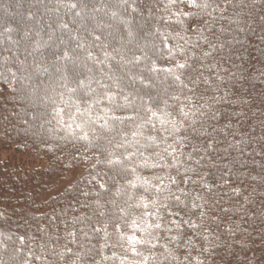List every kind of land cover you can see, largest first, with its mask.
<instances>
[{"label": "trees", "instance_id": "trees-1", "mask_svg": "<svg viewBox=\"0 0 264 264\" xmlns=\"http://www.w3.org/2000/svg\"><path fill=\"white\" fill-rule=\"evenodd\" d=\"M75 1L78 0H55L42 11L72 9ZM83 1V7L95 4L97 8H109L114 4V1ZM137 1L131 3L137 4ZM145 1L148 4L141 10L145 15H137L145 16L149 25L137 35L154 45L144 50V59L139 64L151 66L154 63L159 69L169 64L164 69H175L177 63H187L191 68L184 71L181 80L188 87L182 89L170 72L150 70L149 76H136L149 84L154 78L160 85L168 82L163 95L158 92L145 95L125 80L117 83V89H112L104 76L113 66L109 62L99 63L90 74L106 87L99 85L94 89L92 83L90 88H76L79 79L72 75L62 88L61 96L38 114L44 123L39 136L34 132L23 135L19 129L7 137L0 132V150L13 153L4 158L0 156V264H71L72 261L95 264L101 257L100 242L105 229L114 250L107 264L137 262L142 257L133 255L127 237L144 240L150 237L146 232L134 231L132 220L138 223L146 220L153 225L148 231L156 237L162 228L156 229L143 215V207H135L141 196L145 197V202L155 198L139 187L142 181L136 177L150 178L155 184L156 175H171L182 185L177 171L184 173L185 169H195L187 176L191 178L192 188L202 193V201L184 196L179 201L169 200L168 208L177 213L179 222L190 219L199 223L203 219L204 226L195 230L201 237L194 235L200 243L202 236H209L202 264H259L260 254L256 252V255L251 248L254 250L259 239L264 241V0H198L206 2L207 9L190 7L187 0L175 5H170L169 0ZM11 3L14 6L12 0ZM217 4L226 9L223 14L216 9ZM26 10L0 26V35L16 31L17 37L20 36L31 18L30 12L40 10V6ZM180 12L189 15L178 16ZM135 15L125 13L119 18L133 22ZM178 19L183 23H177ZM75 21L71 18L54 24L50 32L71 33ZM78 27L81 40L71 41L70 46L91 43L96 34L85 23ZM41 30L45 32V28ZM116 44L115 39L100 42L95 53L101 50L106 58L115 56L111 50L118 48ZM21 48L13 45L5 55L0 53V94L5 97L15 92L17 85V74L13 67L6 66L5 60L13 50ZM138 53L141 52L132 50L127 55L141 58L142 54ZM5 66L7 71L2 72ZM106 91L112 95V102L104 99L96 104V94ZM177 95L179 101L172 99ZM16 96L12 100H16ZM117 104L126 105L117 115L134 119L125 120L111 133H101L102 121L97 120L95 125L87 123L89 115L96 119ZM148 107L157 115L147 112ZM181 107L188 113L187 119L180 114ZM67 110L71 113L65 112ZM80 113L85 115L80 116ZM161 120L165 121L163 125ZM168 121H175L178 130L173 132ZM78 124L82 128L77 127ZM84 134L93 143L114 152L112 158H122V153L127 155L129 159L125 163L129 172L126 176H117L118 169L107 165V152L80 140ZM97 135L104 138L97 140ZM112 137L115 139L109 145L107 141ZM120 143L124 147H116ZM169 144L175 149L176 160L169 155L172 149L169 153L163 151ZM144 158H150V163L160 160L161 167H139ZM197 160L199 164L195 163ZM173 163H176L175 168L171 167ZM132 167H136L135 174L130 171ZM77 168L82 169L83 174L75 182L58 189L48 185L52 178ZM97 181L110 191L100 189ZM129 181L138 187L131 188ZM205 184L209 187H204ZM51 189L55 193L45 198ZM234 189H239V196ZM194 203L203 207L193 209ZM167 209L163 208L162 212L168 218ZM153 210L149 203L148 212ZM200 211L205 212L203 218L199 216ZM71 229L73 242L68 235ZM181 229L186 235L180 239L179 246L190 232L186 224L181 223ZM193 231L191 229L192 234ZM152 243L156 244L155 248L151 244L136 247L144 256L159 251V240ZM123 255H127L124 260Z\"/></svg>", "mask_w": 264, "mask_h": 264}, {"label": "rangeland", "instance_id": "rangeland-1", "mask_svg": "<svg viewBox=\"0 0 264 264\" xmlns=\"http://www.w3.org/2000/svg\"><path fill=\"white\" fill-rule=\"evenodd\" d=\"M0 0V10L6 13H0V26L8 23L15 15L21 13L24 9L31 10L34 6H40V10L31 11V18L27 21V27L22 29L20 36L17 37L16 31L7 35H0V53L4 54L7 50L13 48V45H20L23 47L19 50H13L12 53L6 57L5 64L8 67H13L16 72L17 85H15V92L8 93V96L0 94V132L7 137L8 134L19 129L23 135L29 136L34 132L35 136H39L43 132V119L38 118V114L49 105L55 98L61 96L62 88H65L66 82L74 75L79 80H84V87L94 83L93 88H98L102 81L97 80L96 77L90 74L92 68L97 69L99 63L107 64L108 62L113 66L112 69L105 73L106 81L110 83L109 87L117 89V83L125 80L131 87L138 88L145 95H153L155 92L163 95V88L168 82H163L160 85L157 78H154L152 83H146L142 79L139 80L137 74L149 76L151 66H143L139 64L141 59H144V50L151 48L154 43L148 40L143 41L139 38L137 32L147 30L149 20L145 16H139L148 2L145 0L137 1V4L131 3L132 0H99L101 3L114 1V4L108 6L109 8H97L95 4L88 7H83V0L75 1V7L70 8H55L49 12H43L42 8L49 6L55 0ZM89 1V0H88ZM26 10V11H27ZM137 12V13H136ZM136 14L133 22H127L128 19L119 18L121 14ZM75 19L76 23L72 24V32H50V27L54 24ZM85 23L89 29L96 34L93 35L91 43H78L69 45L73 40H81V33L78 25ZM45 28V32L41 29ZM80 33V34H79ZM96 36H99L97 39ZM4 37V38H3ZM3 38V41L1 39ZM110 39H115L117 49H112L115 56L107 57L101 51L96 55L95 48L99 46L100 42L104 43ZM93 48V50H91ZM137 50L141 58L137 61V57H130L127 52ZM94 58H91L89 54ZM67 56V58H66ZM97 56V57H96ZM69 57V58H68ZM2 68V72L7 71V67ZM169 64L162 66V69L167 68ZM132 74V75H131ZM138 78V79H137ZM75 88V89H76ZM16 100H12L13 96ZM19 96V97H18ZM7 98V100L5 99ZM10 98V99H9ZM65 112L71 113L70 110ZM142 124L140 125V127ZM21 129V130H20ZM9 151H12L9 150ZM12 152L0 150L2 158L7 157ZM83 174L82 169H71L65 171L61 177L52 178L48 184L55 189L64 187L72 182L78 180ZM168 181H165L167 184ZM171 192L175 197L182 198L189 196L192 201L201 202L202 193L193 189L191 182L187 184L170 185ZM55 192L53 189L48 190L46 197H50ZM187 193V195H185ZM50 195V196H49ZM165 197H168L165 199ZM199 197V199H198ZM44 198V199H45ZM160 201L163 204L170 205L169 200L175 199L168 191L160 194ZM176 200V199H175ZM164 207L157 205L152 215H147L150 222L160 223L162 231L157 235L159 243L166 245L169 249L175 250L176 260L168 257L165 247H159V251L146 253L143 257L148 258V264H182L193 262H202L205 252L208 248V240L202 238V243L191 233V227L186 225L190 230L187 233L184 243L181 246L177 244H169L168 237L176 235L177 229L175 223H179L177 213L169 215L170 208L167 209L168 218L163 215ZM159 217L160 219H157ZM189 220V219H186ZM193 221V220H192ZM167 228H172L171 232L166 231ZM188 232V231H187ZM69 240L72 239V229L69 230ZM191 236L195 247H185L187 237ZM208 236V235H204ZM209 237V236H208ZM257 238V236H256ZM67 239V238H66ZM68 240V239H67ZM101 257L95 264H107L108 258L114 255V250L111 247L109 232L107 229L103 230L101 235ZM252 246V245H251ZM253 253H259V264H264V241L258 240L253 247ZM257 252V253H256ZM4 257V256H3ZM127 255H123V260ZM141 260V259H140ZM138 260L137 262H139ZM122 261V260H121ZM74 264V261L71 262ZM118 264V263H117ZM119 264L122 262L119 261Z\"/></svg>", "mask_w": 264, "mask_h": 264}, {"label": "snow or ice", "instance_id": "snow-or-ice-1", "mask_svg": "<svg viewBox=\"0 0 264 264\" xmlns=\"http://www.w3.org/2000/svg\"><path fill=\"white\" fill-rule=\"evenodd\" d=\"M227 2V0H226ZM180 3H184V0H169V4L170 5H175V4H180ZM188 6L193 7V8H201V9H207L209 7V5L206 2H198V0H187ZM216 9H219L221 11V13L223 14V12L226 10L225 8H222L219 4H217ZM214 9V10H216ZM189 14L187 13H183L180 12L178 13V16H187ZM177 23H183L182 20H177ZM196 31H201L200 29H196ZM97 39H99V37H97ZM205 55H209V53H205ZM137 61L139 60V57L136 58ZM191 65H188L187 63H177L176 68L175 69H159L156 67V65L153 63L151 65L150 70L153 72H158V71H166V72H170L173 74V79L178 82V84L181 86V88H187L188 85L185 84L182 80H181V76L184 74V71L187 69H190ZM179 70V71H178ZM193 83H195V81L193 80ZM78 86L80 87H84L85 86V82L84 80H79L77 82ZM88 87L90 88V85H88ZM101 88H105L106 86L104 84H100ZM94 91V90H93ZM189 91H193V89H189ZM97 99H96V104H100L104 101V99H107L109 102H112L113 97L112 95L109 94V92H103V93H97ZM125 99H127V97H125ZM172 99H175L177 101H179L180 97L177 96H173ZM166 103V102H165ZM126 107V105H115V107L110 108L107 112H104V115H97L96 119H92V117L89 115L88 116V121L87 123H89L90 125H95L97 120L102 121V123L99 124V128L101 129V133L104 132H108L111 133L112 131H114L117 127V125L120 124H124L125 120H132L134 119V117L132 116H127V117H121L120 115H117V111L119 109H122ZM103 111V110H101ZM180 114L182 116H184L185 119H187V115L188 113L185 112L184 108H180L179 109ZM77 112H79V108L77 106ZM147 112L151 113L152 116H156V112H154L150 107L147 108ZM111 113V114H109ZM59 115V113H58ZM70 118H71V114ZM85 113H80V116H84ZM165 115H170L169 113H165ZM161 124L163 125L165 123L164 120L160 121ZM168 123L172 124V130L173 132H175L176 130H178L179 125L175 122V121H168ZM77 127H81L82 126L80 124L77 125ZM153 127H155V125H153ZM167 131V129H165ZM137 133H133V135H136ZM101 138H104L102 135H97L96 139L99 140ZM80 140H83L86 142V144L89 147L92 148H96L98 151L101 152H107L108 154V159L106 160L107 165L112 168V169H118L117 171V176H120L121 174H124L126 176V174L129 172V167L128 165L125 163L126 160L129 159V157L127 155H124L123 153L121 154L122 158H112L115 156L114 152H111L108 150V148L106 147H101L98 144L93 143L92 140L89 139L87 134H84L82 136L79 137ZM115 139V137H112L111 139H108V144L111 145L113 143V140ZM167 139V138H165ZM153 142H155V138H152ZM175 143L179 144V141H175ZM116 147H124L123 143H120L118 145H116ZM211 145H208V148H211ZM169 149H172V152L169 153ZM163 151L165 153H169V155H173V159L176 160L177 158L175 157L174 153H175V149L173 148V145L169 144L167 147H165L163 149ZM207 151V149H206ZM160 154L157 153V156H159ZM160 159H163V157H160ZM150 158H144L143 163L138 165L139 167H143V168H149V169H156V168H160L161 167V163L160 160H156L153 162H149ZM195 163L199 164L200 160H197ZM171 167L175 168L176 167V163H173L171 165ZM132 174L136 173V167H132L130 169ZM189 171L195 172V169H185L184 173H180L179 171H177V175H179L181 177V180L179 181L180 183H189L190 181V177L187 176V173ZM114 179V178H113ZM137 180H141L142 183L139 185V187L143 188V191L145 193H149L150 196H152L154 194L155 198H151L149 199L148 202H145V197L141 196L140 197V203L136 204L135 207L140 208L143 207V209L145 210L143 215L147 216V215H152V213L148 212V208H149V203L151 204V206L153 208L157 207V205L159 204V206L164 207L165 209L168 208V205L163 204L159 197L160 194L168 191L170 195H172L177 201H179V197H175L174 193L171 192V187L170 185H177L178 186V181L176 180L175 177L171 176V175H165V176H160V175H156L154 177L155 181H157V183L153 184L152 183V179L144 177L141 178L139 176L136 177ZM253 179H255V177H253ZM165 180L168 181L167 184H165ZM97 183L99 184L100 189L104 190V191H110V189L106 188L104 183H100L99 181H97ZM129 186L131 188H137L138 185L135 182L129 181ZM204 187H209V185L205 184L203 185ZM234 191L236 192V194L239 196L240 195V191L239 189H234ZM185 195H187V193H185ZM168 197H165V199H167ZM129 199H131V197H129ZM199 199V197H198ZM127 203V201H126ZM203 206L199 205V204H193L192 208L193 209H201ZM176 213H172L169 211V215H174ZM199 216L201 218H203L205 216V212L204 211H200L199 212ZM157 219H160L159 217H157ZM172 223H175L176 229H177V233L176 235L170 236L168 237V242L169 244H177L179 246V241L180 239L184 238V236L186 235L185 233H183L182 229H181V223L188 225L189 227H191L194 231H193V235L197 236V237H201V233L195 231L198 227H203L204 226V222L203 219L200 220L199 223H194L192 220H182L181 222L177 223L176 221H173ZM143 225H146V227H142ZM132 227L134 231H142V232H146L147 236L150 237V239L144 240V239H137L135 236H129L127 237L128 242H129V246H130V250L133 253L134 256H140L142 257V259L139 262L133 261L132 264H148V258L143 257V253L140 252L137 249V245H144V244H151L152 248L156 247L155 243H152V241L157 240L158 237L154 236L153 233L151 231H148V229L152 228L153 225H150L147 223L146 220H142V223H138L135 219L132 220ZM154 227L156 229H160L161 225L160 223H156L154 225ZM166 231L171 232L172 228H167ZM202 238L204 240H208L209 237L208 236H202ZM185 247H195V244L193 243L192 237L188 236L187 237V241L184 245ZM161 247H165V250L167 252L168 257H171V259L176 260L177 257L175 255V250L174 249H169L167 248L166 245H161ZM122 264H124V262L122 261ZM197 264H202V262H200L199 260L197 261Z\"/></svg>", "mask_w": 264, "mask_h": 264}]
</instances>
